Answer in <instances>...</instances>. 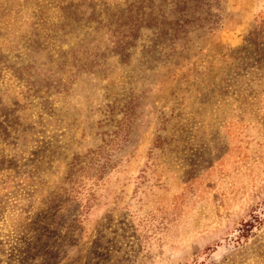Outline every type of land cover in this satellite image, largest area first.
Segmentation results:
<instances>
[{"label":"rangeland","instance_id":"obj_1","mask_svg":"<svg viewBox=\"0 0 264 264\" xmlns=\"http://www.w3.org/2000/svg\"><path fill=\"white\" fill-rule=\"evenodd\" d=\"M0 264H264V0H0Z\"/></svg>","mask_w":264,"mask_h":264}]
</instances>
